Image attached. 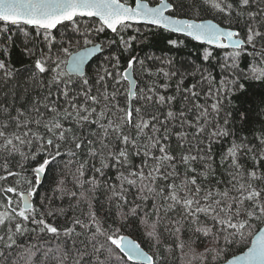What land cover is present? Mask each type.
Returning <instances> with one entry per match:
<instances>
[{"label": "snow or ice", "instance_id": "6c2138e0", "mask_svg": "<svg viewBox=\"0 0 264 264\" xmlns=\"http://www.w3.org/2000/svg\"><path fill=\"white\" fill-rule=\"evenodd\" d=\"M257 83L264 0H0V264H264Z\"/></svg>", "mask_w": 264, "mask_h": 264}, {"label": "trees", "instance_id": "16d2710c", "mask_svg": "<svg viewBox=\"0 0 264 264\" xmlns=\"http://www.w3.org/2000/svg\"><path fill=\"white\" fill-rule=\"evenodd\" d=\"M131 2V0H130ZM211 18V17H209ZM63 33L65 38H72V39H78L79 37L76 36V34L72 33L71 28H59L58 30H54V34L57 35V39L60 38V34ZM11 34L13 36V40L15 41V45L12 49L11 52V60L16 68H22L24 64H30L31 62L27 59V57H22L21 55V49L24 45L25 42V37L24 34L20 31L17 30L16 27H12L11 29ZM105 35L111 36V33H106ZM163 36H168L167 33H164ZM172 38H178L182 39L185 41V46L180 49L179 52L177 53H168V54H173L176 56L177 59V66L181 67L182 69L188 68L189 65L191 64H201L202 59H201V49L203 47H206V45H202L199 42L193 41L190 38H185L182 35H177V34H172ZM158 40L161 39L160 37L157 38ZM31 46V44H29ZM37 46L39 45V42L37 41ZM158 48H162L163 44L157 45ZM109 50H105L103 55L97 54L95 57L91 59V61L87 64L86 70L91 71L95 69L98 63L102 62L103 56L108 55ZM224 51L221 49H216L213 48V54L214 56L220 58L222 60L224 56ZM157 55H161L162 53L157 50ZM216 60H212L210 63L215 65ZM247 61H242V67ZM205 66L208 65V62H203ZM219 72V69H216V73ZM214 73V74H216ZM190 82V81H189ZM173 87L175 86V81L172 82ZM264 97V83H257L253 84L252 87L247 89V92L244 94L238 93L237 97L234 98L233 104H234V110H239L241 109V104L243 102V108L249 109L253 115L254 119L252 123L248 126V130H251L253 126L256 128H259L260 126V120H264V115H261L259 119L255 118V113L260 112L261 109H264V103L261 102V98ZM247 134V133H245ZM67 159V157H65ZM113 176V173H109V177L111 178ZM69 187H71V184H69ZM41 194H43L44 189L42 188ZM125 234L130 235L134 239L138 240L140 239L139 233L132 231L131 229L125 230ZM144 245L142 244V247ZM147 250V248H146ZM175 264H180L179 260V251L177 250L176 256H175Z\"/></svg>", "mask_w": 264, "mask_h": 264}, {"label": "water", "instance_id": "95a60500", "mask_svg": "<svg viewBox=\"0 0 264 264\" xmlns=\"http://www.w3.org/2000/svg\"><path fill=\"white\" fill-rule=\"evenodd\" d=\"M97 54H99V53H97ZM97 54H96V55H97ZM91 59H92V58H90V61H91ZM90 61H89V62H90ZM89 62H88V63H89ZM88 63H87V64H88ZM87 64H86V66H87ZM126 235H127V234H126ZM132 238H133V237H132ZM133 239H134V238H133Z\"/></svg>", "mask_w": 264, "mask_h": 264}]
</instances>
